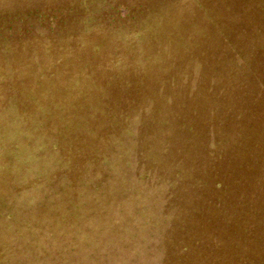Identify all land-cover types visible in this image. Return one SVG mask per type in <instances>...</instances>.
<instances>
[{"label":"rangeland","instance_id":"obj_1","mask_svg":"<svg viewBox=\"0 0 264 264\" xmlns=\"http://www.w3.org/2000/svg\"><path fill=\"white\" fill-rule=\"evenodd\" d=\"M159 14L191 89L92 65ZM0 264H264V0H0Z\"/></svg>","mask_w":264,"mask_h":264},{"label":"trees","instance_id":"obj_2","mask_svg":"<svg viewBox=\"0 0 264 264\" xmlns=\"http://www.w3.org/2000/svg\"><path fill=\"white\" fill-rule=\"evenodd\" d=\"M46 13L52 20L55 18L67 24L72 23L66 20L67 17L64 18L61 10L49 7ZM112 19V16H108L104 23L111 27ZM150 19L152 21L148 25L140 26H130L121 22V19H114L120 26H115L116 31L122 33L116 43H106L100 40L101 30L96 27L103 26L101 21L94 22L87 16L89 35L92 37L89 45L96 48L98 54L93 58L92 65L100 71L128 77L138 85L176 88L190 86L191 89L194 85L191 80L197 74L196 52L205 45L209 48L213 42L201 41L200 32L176 25L177 21L168 14H159L157 19ZM81 21H84L83 18ZM120 40L124 45L120 44Z\"/></svg>","mask_w":264,"mask_h":264}]
</instances>
